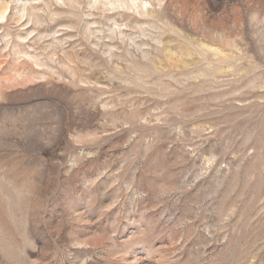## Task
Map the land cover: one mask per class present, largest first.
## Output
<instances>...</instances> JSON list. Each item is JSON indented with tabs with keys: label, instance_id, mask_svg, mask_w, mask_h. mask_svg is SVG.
I'll list each match as a JSON object with an SVG mask.
<instances>
[{
	"label": "rangeland",
	"instance_id": "obj_1",
	"mask_svg": "<svg viewBox=\"0 0 264 264\" xmlns=\"http://www.w3.org/2000/svg\"><path fill=\"white\" fill-rule=\"evenodd\" d=\"M96 1L0 0V264H264V0Z\"/></svg>",
	"mask_w": 264,
	"mask_h": 264
},
{
	"label": "bare ground",
	"instance_id": "obj_2",
	"mask_svg": "<svg viewBox=\"0 0 264 264\" xmlns=\"http://www.w3.org/2000/svg\"><path fill=\"white\" fill-rule=\"evenodd\" d=\"M133 1V0H132ZM97 3H99V6L101 5L103 8L104 7H106L107 5H109V6H111V8H115V7H119V6H123V5H125V4H127L126 3V1L125 0H98V1H96ZM96 2H94L93 4H92V6L93 7H95L94 5H96ZM3 4V3H2ZM129 5V4H128ZM16 6V5H15ZM17 7V6H16ZM16 7H15V14H17V13H19V11H23L24 12V7H19V5H18V7L19 8H17L16 9ZM95 8H97V7H95ZM100 8V7H99ZM8 9H10V7H9V5H0V17L2 18V17H4L5 16V14H6V11H8ZM102 9V8H101ZM105 10V9H104ZM26 11V10H25ZM22 13V12H21ZM27 13V12H26ZM26 13H25V15H26ZM90 13H91V11H90ZM24 14V13H23ZM90 15V14H89ZM24 16V15H23ZM24 18V17H23ZM37 21V20H36ZM29 35V34H28Z\"/></svg>",
	"mask_w": 264,
	"mask_h": 264
}]
</instances>
